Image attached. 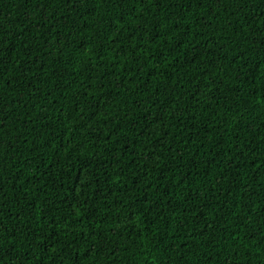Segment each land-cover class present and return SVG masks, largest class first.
<instances>
[{
  "label": "trees",
  "instance_id": "1",
  "mask_svg": "<svg viewBox=\"0 0 264 264\" xmlns=\"http://www.w3.org/2000/svg\"><path fill=\"white\" fill-rule=\"evenodd\" d=\"M0 264H264V0H0Z\"/></svg>",
  "mask_w": 264,
  "mask_h": 264
}]
</instances>
